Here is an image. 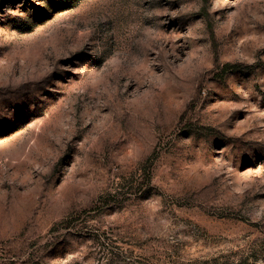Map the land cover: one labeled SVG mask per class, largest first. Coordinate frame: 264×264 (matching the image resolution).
<instances>
[{"label":"rangeland","instance_id":"1","mask_svg":"<svg viewBox=\"0 0 264 264\" xmlns=\"http://www.w3.org/2000/svg\"><path fill=\"white\" fill-rule=\"evenodd\" d=\"M0 264H264V0H0Z\"/></svg>","mask_w":264,"mask_h":264}]
</instances>
